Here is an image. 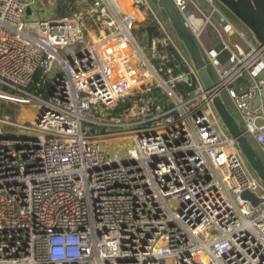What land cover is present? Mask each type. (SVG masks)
Listing matches in <instances>:
<instances>
[{
	"label": "built area",
	"instance_id": "obj_1",
	"mask_svg": "<svg viewBox=\"0 0 264 264\" xmlns=\"http://www.w3.org/2000/svg\"><path fill=\"white\" fill-rule=\"evenodd\" d=\"M73 1L30 19L35 0H0V99L39 105L31 124L0 117V264H264V185L151 0H131L148 51L130 14ZM171 1L264 156V48L213 0ZM122 133L131 147L102 152L99 137Z\"/></svg>",
	"mask_w": 264,
	"mask_h": 264
},
{
	"label": "water",
	"instance_id": "obj_2",
	"mask_svg": "<svg viewBox=\"0 0 264 264\" xmlns=\"http://www.w3.org/2000/svg\"><path fill=\"white\" fill-rule=\"evenodd\" d=\"M152 1L154 2L156 10L164 16L168 27L182 47L221 125L230 138L233 139L254 176L264 185V161L254 146L244 136L238 120L227 107L222 95L217 91L210 75L205 56L185 26L180 14L177 12L171 0ZM193 1L202 8H206V5L200 4L198 0ZM213 2L233 22L244 29L246 35L256 46H262L264 48V0H213ZM44 86L50 91L51 85L48 81H45ZM41 98L46 100L48 94L41 92ZM157 103L161 107L162 99H159ZM107 112H109L108 109ZM37 118L38 116L35 117L36 120ZM240 197L247 200L251 205L257 203V200L246 191L242 192Z\"/></svg>",
	"mask_w": 264,
	"mask_h": 264
},
{
	"label": "rangeland",
	"instance_id": "obj_3",
	"mask_svg": "<svg viewBox=\"0 0 264 264\" xmlns=\"http://www.w3.org/2000/svg\"><path fill=\"white\" fill-rule=\"evenodd\" d=\"M146 19L149 20L148 16H146ZM236 26H237V28H239L238 24H236ZM241 30L244 32L245 37L247 38V41L249 42V44L256 47L254 42L248 38L244 29L241 28ZM98 32H99V30L92 31L91 35H89V36L93 37V35L98 34ZM132 34H133L134 38L141 45L144 46L145 50L148 51V48L146 46V42L140 39L138 33L136 31H132ZM209 34H211V33H209ZM201 39H202L203 43L208 47V46L214 45L215 41H217V36L211 35L210 41H209L208 39L205 38V35H202ZM229 40L231 41V43H233V42H239L240 44L242 43L236 35H230ZM72 48L74 51H77L80 48V44H74ZM1 101H4V100L0 99V104H4V106L6 107V111H4L0 117L9 116L12 121L19 123V124H31L39 112V105L37 103L17 105V104H14L12 102L4 101V103H2ZM122 140H125V139L118 138V137L117 138L109 137L106 140H103V139H102V141L100 140L101 141L100 147H101L102 152L110 153L112 151H116L121 155L122 153L125 152L126 148L131 147L130 142H125V141L120 142Z\"/></svg>",
	"mask_w": 264,
	"mask_h": 264
},
{
	"label": "crops",
	"instance_id": "obj_4",
	"mask_svg": "<svg viewBox=\"0 0 264 264\" xmlns=\"http://www.w3.org/2000/svg\"><path fill=\"white\" fill-rule=\"evenodd\" d=\"M55 1L56 0H35V4L26 12L25 17L30 19L58 17L59 15L56 14L57 3ZM108 4L111 11H113V9L116 11H113V13H117V16L120 15V13H128L131 15L134 23L132 31H136L140 39L145 41L147 45V40H149L150 35L153 33L151 32L152 29L149 28L150 23L146 19V15L138 8L132 7L131 0H108ZM189 8H191V6Z\"/></svg>",
	"mask_w": 264,
	"mask_h": 264
},
{
	"label": "trees",
	"instance_id": "obj_5",
	"mask_svg": "<svg viewBox=\"0 0 264 264\" xmlns=\"http://www.w3.org/2000/svg\"><path fill=\"white\" fill-rule=\"evenodd\" d=\"M57 4H56V6H57V8H56V14H58L59 16L58 17H60V16H63V15H65L66 13H70L72 10H74L76 7H77V5H76V3L73 1V0H56L55 1ZM85 3H87V4H91V5H94L95 4V1L94 0H85ZM151 4L153 5V7H155L154 6V2L151 0ZM158 13H159V15L162 17V19H163V21H164V23H165V25H166V27H167V29H168V31L171 33V35L174 37V35H173V33L171 32V30H170V28L168 27V25H167V23L165 22V18H164V16L159 12V11H157ZM235 24V23H234ZM236 25V24H235ZM89 26H92V23H90L89 24ZM239 28L241 29V27L239 26ZM246 33V32H245ZM174 39H175V37H174ZM177 41V40H176ZM177 43H179V42H177ZM183 68L182 67H179L178 69H173L172 70V74H177L178 72H179V70H182ZM37 73L36 74H34V76H33V80H32V82L29 84V86L27 87V89L29 90V91H34V89H35V82L37 81ZM2 103H4V101H1ZM4 111H6V107L4 106V104H0V116L2 115V113L4 112ZM253 146H254V148L257 150V152H258V154H259V156L263 159V161H264V156L259 152V149L257 148V146L253 143V142H251L250 140H248Z\"/></svg>",
	"mask_w": 264,
	"mask_h": 264
},
{
	"label": "bare ground",
	"instance_id": "obj_6",
	"mask_svg": "<svg viewBox=\"0 0 264 264\" xmlns=\"http://www.w3.org/2000/svg\"><path fill=\"white\" fill-rule=\"evenodd\" d=\"M131 135H135L133 133H125V134H114V135H109V136H103V137H99V139H103V140H106L107 138L109 137H112V138H122V139H128L131 137Z\"/></svg>",
	"mask_w": 264,
	"mask_h": 264
}]
</instances>
